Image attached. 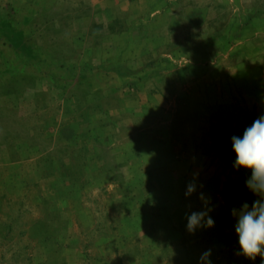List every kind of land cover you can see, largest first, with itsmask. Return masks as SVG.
Segmentation results:
<instances>
[{
    "label": "rangeland",
    "instance_id": "1",
    "mask_svg": "<svg viewBox=\"0 0 264 264\" xmlns=\"http://www.w3.org/2000/svg\"><path fill=\"white\" fill-rule=\"evenodd\" d=\"M260 114L264 0H0V264H261L230 214Z\"/></svg>",
    "mask_w": 264,
    "mask_h": 264
},
{
    "label": "clouds",
    "instance_id": "2",
    "mask_svg": "<svg viewBox=\"0 0 264 264\" xmlns=\"http://www.w3.org/2000/svg\"><path fill=\"white\" fill-rule=\"evenodd\" d=\"M231 147L235 153L233 166L235 169H245V186L253 199L244 200L230 210L234 219V232L238 237L239 252L252 261L261 257L264 264V114H260L242 132L230 137ZM186 186L185 196L189 197L197 191L196 177ZM202 187V185H201ZM202 208L186 213V228L195 233L200 228L214 227V218L210 215V197L199 193ZM211 249L205 250L200 256V264H212Z\"/></svg>",
    "mask_w": 264,
    "mask_h": 264
}]
</instances>
